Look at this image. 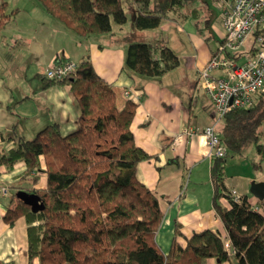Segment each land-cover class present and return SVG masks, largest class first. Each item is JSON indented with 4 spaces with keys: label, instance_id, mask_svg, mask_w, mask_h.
Wrapping results in <instances>:
<instances>
[{
    "label": "trees",
    "instance_id": "trees-1",
    "mask_svg": "<svg viewBox=\"0 0 264 264\" xmlns=\"http://www.w3.org/2000/svg\"><path fill=\"white\" fill-rule=\"evenodd\" d=\"M36 1L80 40L110 33L113 24L123 26L127 21L121 0ZM127 2L133 12L132 26L141 31L157 28L188 1ZM1 10L0 6L3 27L16 11L4 15ZM177 64V56L166 46L131 41L122 70L130 78H152ZM75 65L74 71L61 79H48L47 84L70 87L80 111L78 128L62 136L51 124L32 139L15 134L3 138L13 145L1 153L0 165L9 171L23 162L22 177H29L32 184L39 182L41 173L45 175V186L29 191L39 197L43 210L32 213L16 200L2 217L6 223L24 219L28 259L37 258L38 264H202L211 258L219 263L234 258L236 264H264V213L246 195L234 199L225 186L228 156L242 154L252 145V168L264 162V93L251 105L227 112L216 127L225 156L210 161L211 200L228 248L218 232L205 229L184 237L176 224L164 253L155 242L163 218L158 200L135 172L139 162L153 157L135 145L129 129L137 105L127 100L118 109L111 85L95 73L87 55Z\"/></svg>",
    "mask_w": 264,
    "mask_h": 264
},
{
    "label": "crops",
    "instance_id": "crops-1",
    "mask_svg": "<svg viewBox=\"0 0 264 264\" xmlns=\"http://www.w3.org/2000/svg\"><path fill=\"white\" fill-rule=\"evenodd\" d=\"M214 3L218 15L206 2L193 8L186 4L157 28L141 31L132 26L131 10V27L126 28V23L113 26L110 33L83 40L45 11L43 16L30 15L21 23L15 19L0 27V155L12 147V141L3 140L12 134L32 139L51 124L57 125L62 136L78 128L80 111L70 87L47 84L43 73L55 59L76 63L87 55L95 73L111 85L118 109L127 100L137 105L129 129L135 145L153 157L139 162L135 172L138 181L156 196L163 215L155 234L157 246L167 252L176 224L184 237L209 229L225 240V230L212 206L211 159L199 132L213 123L211 103L199 86L198 72L223 36L222 5ZM131 41L166 46L177 56L178 64L158 77L130 78L122 64ZM124 91H129L128 97ZM243 166L250 170L239 172L233 161L225 163L226 190L238 197L246 195L264 213V200L249 193L251 181L264 182V162L257 169L247 160ZM24 170L23 162L9 171L0 165V264H38L37 258L28 259L24 219L10 223L2 219L15 206L12 193L45 186L44 174L32 184L29 177H22ZM222 202L227 204L225 199ZM178 241L184 243L183 238ZM202 264H236V260L219 263L211 258Z\"/></svg>",
    "mask_w": 264,
    "mask_h": 264
},
{
    "label": "built area",
    "instance_id": "built-area-1",
    "mask_svg": "<svg viewBox=\"0 0 264 264\" xmlns=\"http://www.w3.org/2000/svg\"><path fill=\"white\" fill-rule=\"evenodd\" d=\"M216 1L222 5L223 36L215 53L198 72L199 86L210 100L213 115V123L199 131L205 137L210 159L225 156L216 130L223 116L230 110L251 105L254 98L264 93V0ZM249 37L250 47L241 51ZM75 67V62L55 59L43 74L46 79H61ZM212 71L222 74L214 76ZM123 94L128 97L129 91ZM1 193L6 194L5 187ZM224 246L228 248L226 240Z\"/></svg>",
    "mask_w": 264,
    "mask_h": 264
},
{
    "label": "rangeland",
    "instance_id": "rangeland-1",
    "mask_svg": "<svg viewBox=\"0 0 264 264\" xmlns=\"http://www.w3.org/2000/svg\"><path fill=\"white\" fill-rule=\"evenodd\" d=\"M123 7H124V11L125 14L127 16V19L129 20L128 22H126V24L124 25L126 28L131 27V8L127 2V0H121ZM187 5L192 7L196 6V5H200L203 2H206L208 4V7L211 8V11H213V13H216L218 15V8L216 7V3H214V0H187ZM31 2V3H30ZM36 8H34L35 6ZM0 6L2 7L1 12L6 15V14H11L12 10L14 11V8H19L20 11L18 12L17 10H15L16 12L11 14V18H13V20H17V24L23 22L25 19H27L30 15H36L38 13H40V15L44 13L43 8L41 7V5L36 1V0H0ZM38 9V10H37ZM41 11V12H39ZM17 14V15H16ZM131 14V15H130ZM39 16V15H38ZM113 26H116L115 24H113ZM76 37V36H75ZM252 42V38L249 37L245 43L244 46L241 48V51H245V49H248L251 45ZM242 59H239L238 63L242 62ZM213 75H218L220 76L221 73L219 71H212ZM254 149L252 147V145L247 146L242 154H234L231 156H228L226 158V164L230 163L233 161V163H236V168L239 170V172H248L250 170L249 166H243L244 162L247 160V162L249 163L251 161V159L248 160V158H250L252 155H254Z\"/></svg>",
    "mask_w": 264,
    "mask_h": 264
},
{
    "label": "water",
    "instance_id": "water-1",
    "mask_svg": "<svg viewBox=\"0 0 264 264\" xmlns=\"http://www.w3.org/2000/svg\"><path fill=\"white\" fill-rule=\"evenodd\" d=\"M249 193L259 201L264 200V182L251 181L249 184ZM15 197L17 200L27 205L32 213H36L44 209L43 203L34 193L17 191L15 193Z\"/></svg>",
    "mask_w": 264,
    "mask_h": 264
}]
</instances>
